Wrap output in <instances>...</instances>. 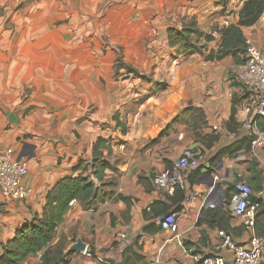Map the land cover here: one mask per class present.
Segmentation results:
<instances>
[{"label":"crops","instance_id":"1","mask_svg":"<svg viewBox=\"0 0 264 264\" xmlns=\"http://www.w3.org/2000/svg\"><path fill=\"white\" fill-rule=\"evenodd\" d=\"M24 1L0 0V13L11 15ZM247 1L254 0H230L223 13L219 0H36L33 7L42 9L43 21L31 19L30 38L17 33L11 43L0 22V149L13 148L15 157L27 162L24 183L32 189L23 200L0 194V254L19 227L42 212L48 191L64 176L79 174L72 171L74 165L90 160L93 142L104 136L111 138L112 161L120 173L114 175L110 199L91 210L76 202L57 229L53 243L65 235L87 244L70 264H150L156 257L160 264H177L186 260L185 249L230 260L231 251L217 249L221 230L199 220L211 207L230 210L239 172L246 173L264 205V146L251 152L247 132L211 162L220 144L243 132L235 135L227 127L233 113L239 123L244 118L246 100L237 79L242 63L232 56L217 58L216 51L222 30L239 25ZM118 4L125 8L109 17L110 32L119 28L118 40L111 42L122 47L118 53L125 62L151 80L124 69L115 77L118 53L97 59L89 40L80 37V14L94 15L103 12L101 6L108 10ZM192 17L213 38L202 37L203 53L185 55L170 46L167 31L180 30ZM62 19L71 24L55 27ZM240 27L246 39L264 50V9L254 23ZM161 82L168 86L160 90L156 83ZM214 137L219 142H212ZM188 147L206 158L198 170L184 172L185 190L160 198L155 175ZM170 212L177 214L181 244L160 225ZM230 221L233 228L244 229L242 218L231 215ZM119 232L126 233L122 245L115 244ZM249 235L244 229L235 238L246 243ZM42 254L26 264H39Z\"/></svg>","mask_w":264,"mask_h":264},{"label":"trees","instance_id":"2","mask_svg":"<svg viewBox=\"0 0 264 264\" xmlns=\"http://www.w3.org/2000/svg\"><path fill=\"white\" fill-rule=\"evenodd\" d=\"M229 2L230 0H219L223 13H227ZM263 9L264 0L247 1L244 4L239 25L231 24L222 30V39L216 51L217 58L232 56L237 63L246 61L247 43L240 25L254 23L263 13ZM0 15L3 14L0 13ZM167 33L170 46L177 48L178 53H185V55L192 52L203 53L202 37H205L206 41L213 38L211 35L205 36L195 17L185 21L180 30L170 28ZM113 69L115 77L120 76V70L124 69L127 74L141 77L144 80H151L150 77L142 75L132 64L125 62L120 53L117 54ZM167 86L166 82L156 83V87L160 90ZM115 119L119 121L118 116H115ZM117 125L121 126L119 122ZM241 125L233 113L227 123L228 129L233 134L238 135L242 128ZM259 125L264 129V117L260 120ZM122 128L124 129V127ZM212 142H219V138H212ZM206 147L211 148L208 144ZM228 151L229 148L227 147L221 149L211 162L217 161ZM72 171L74 173L79 172V174L61 178L48 191L42 212L34 215L28 222L20 226L15 236L2 244L3 251L0 254V264H26L30 258L37 256L42 250L43 254L39 264H70L75 252H69L68 249L76 242V238L69 240L65 235H62L56 243H53V240L57 229L65 221L66 215L71 210L73 201H76L83 210H91L111 198L115 186L114 175L120 173L117 162L112 161L111 138L99 136L93 142L91 159H81L79 163L74 165ZM249 184L251 186L250 182ZM252 199L260 203L256 215L255 231L257 235L264 238V205L255 193ZM230 219V210L211 207L205 211L199 223L218 228L233 237H237L244 229L242 227L233 228Z\"/></svg>","mask_w":264,"mask_h":264},{"label":"built area","instance_id":"3","mask_svg":"<svg viewBox=\"0 0 264 264\" xmlns=\"http://www.w3.org/2000/svg\"><path fill=\"white\" fill-rule=\"evenodd\" d=\"M228 23V21H226ZM246 61L239 66L237 79L246 100L243 108L244 118L241 122L250 139L251 152L264 146V129L259 125L264 117V50L251 39H246ZM217 127H215L216 129ZM206 158L205 153L193 147L184 149L181 156L171 167L159 172L154 177V185L160 198L173 196L178 189L185 190L187 178L185 171H196ZM29 173L28 164L15 157L13 148L0 149V194L9 200H23L32 189L24 183ZM251 188L245 172H239L231 193L230 212L234 217L242 218L244 229L250 234L246 243H239L235 237L220 231L221 242L217 249H228L232 252L229 261L221 255H201L185 249L186 260L177 264H262L264 259V238L255 231L256 215L260 203L252 199ZM193 198V195H191ZM76 203L73 201L72 206ZM163 230L172 234V239L181 244L179 220L175 212L163 215L160 219ZM126 233L116 235L117 245L124 244ZM87 264H103L102 260ZM150 264H160V258H154Z\"/></svg>","mask_w":264,"mask_h":264},{"label":"rangeland","instance_id":"4","mask_svg":"<svg viewBox=\"0 0 264 264\" xmlns=\"http://www.w3.org/2000/svg\"><path fill=\"white\" fill-rule=\"evenodd\" d=\"M36 0H25L21 6L19 5L15 8L14 12L11 15H0V22L3 31L7 33V38L11 41L7 43H11L13 37L17 33H19L20 38L29 39V25L28 22L32 20L35 21H43L44 15L41 13L40 7H33V3ZM40 2V0H37ZM110 7V5H107ZM124 5L118 4L116 7H112V9L106 10V6H101V13L97 14H80L79 24L80 26V37L89 40V45L93 48V51L96 55V58L107 56L111 51H115L118 53V50H122V47L118 43H113L111 40H118L119 28H115V30H111L110 32V20L109 17H116L117 15L113 14L114 10L124 11ZM231 14V12H230ZM70 22V23H69ZM74 22V21H73ZM88 22V26L82 27V25ZM71 24L70 19H62L54 22L55 27L67 26ZM74 27V24H72ZM75 31H73V35ZM99 44H101L99 46ZM99 54V55H98ZM81 58V57H80ZM114 243V242H112ZM115 244H117L115 242ZM114 244V245H115ZM118 255L121 254V250L119 251V247L114 249ZM103 264H106L103 261ZM113 264H120L113 261Z\"/></svg>","mask_w":264,"mask_h":264},{"label":"water","instance_id":"5","mask_svg":"<svg viewBox=\"0 0 264 264\" xmlns=\"http://www.w3.org/2000/svg\"><path fill=\"white\" fill-rule=\"evenodd\" d=\"M247 132L246 129H243V132L238 135L235 139H229V140H226L225 142H223L222 144H220L214 151H213V154L216 155L221 149L225 148L227 145H229L230 143H232L233 141L241 138V136ZM248 133V132H247ZM87 249V244L81 239V238H78L77 241L72 244L70 246V248L68 249L69 252H79V251H84Z\"/></svg>","mask_w":264,"mask_h":264}]
</instances>
